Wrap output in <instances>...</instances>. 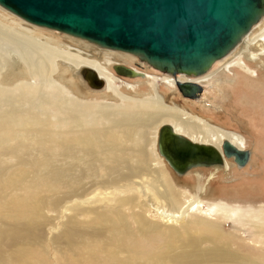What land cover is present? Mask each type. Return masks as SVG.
<instances>
[{"label":"bare ground","instance_id":"obj_1","mask_svg":"<svg viewBox=\"0 0 264 264\" xmlns=\"http://www.w3.org/2000/svg\"><path fill=\"white\" fill-rule=\"evenodd\" d=\"M0 8L15 18L22 19L1 6ZM263 22L264 16L251 27L229 53L216 60L208 71L199 75L184 73L172 75L161 72L146 63L138 62L136 56L131 53L100 47L83 39L27 22L45 31L49 30L51 33L77 41L81 45H88L98 51L113 52L135 58V61L145 68L164 75H147V73L134 69L143 75L130 77L121 75L114 70L119 77L146 79L150 82L149 90L152 91V95L146 100H135L124 95L121 88L116 86L118 78L108 70L99 69V64L92 60L86 51L73 46H69V50L54 49L31 38L32 30L25 26L21 27L25 32L22 34L13 28L0 25V53L10 58L15 68L21 66L23 62L28 68L30 79L34 80V82L23 81L15 85L13 90L0 86V149L8 150L7 162H0V171L4 172L0 175V181L5 182L12 179V167L20 166L23 167V170L20 171L22 175L15 174L18 176L15 183L24 185L23 195L13 193L6 195L4 199L0 198V214L6 211L8 219L24 221L34 227L30 231L17 229L12 231V235L18 238L21 244L29 242L31 252L27 255L19 252L21 258L26 259L18 258L19 260L12 262L10 260L13 257L5 256L2 252L4 250L0 249V264H49L41 249L31 247L35 246V243L37 245L41 238V235H38V230L44 214L46 216L47 212L59 213L60 209L65 207L63 203L68 199L47 200L43 197V193L55 190L56 194H62L70 199L75 197L70 204L73 207L75 205L79 207L85 205L87 201L85 197L90 189L88 190L86 186L97 190L112 191L113 198H107L104 201L106 206L102 212L96 213L88 222L84 221V224L89 228H94L93 232L99 240L78 247L73 256L68 253L63 254L65 264H177L176 260L182 259H187L188 264L191 259H194L192 262L194 264L205 260L232 264L239 262L241 258L227 251L228 249L215 247L201 251L198 243L192 240L189 243L185 242L187 249L182 251L183 244L177 242L178 238L179 242H182V234L173 231L172 227L162 228L146 222L145 214L149 213L147 211H152L151 208H153L162 220L170 224L172 222L180 223L185 218V214L194 209V204H189L185 208L170 197L162 183V178L156 170L152 169L151 156L149 157L145 150L150 146V131H157L158 127L168 124L175 133L190 141L208 144L215 148L221 156L222 162L206 167L221 168L227 163L224 168H229L227 160H232L235 163L233 157L224 156L222 142L226 139L235 146L240 144L241 140L236 134L219 130L204 119L198 116L194 117L178 106L168 105L158 87L159 84L166 83L174 87L176 94H179L176 91L178 82L201 84L205 86V92L208 89H220L222 85L225 87L224 80L211 84L203 83L213 75L216 65L232 57L239 49L240 56H247L248 59L253 60L264 53V28L255 32ZM241 64L244 63L241 61L239 66H242ZM63 66L71 70L72 76L86 90L95 93L109 91L124 102L134 101V110L140 112H119L123 107H127L124 103L115 106L80 103L74 94L67 93L64 87L66 85L55 78ZM85 69L95 72L96 77L102 81L100 87L90 86L87 83L82 76ZM102 89L104 90L96 91ZM149 111L152 113H148ZM214 137L217 138L216 141L212 140ZM14 142L16 145L11 147ZM37 146H39L38 149H36ZM217 146H221V149H218ZM33 149H36L37 159L31 154ZM58 153L66 154L70 160L75 162V165L71 166L72 170L77 168L89 170L92 178L96 175L98 177L92 181V184H89L80 181L81 176L76 175L75 177L71 173L69 185L57 186L56 183L60 177L57 174L55 177L54 174L39 173V167H46V159ZM251 156L250 151L249 161ZM9 163H11V167L7 169L6 165H10ZM166 163L168 164L167 161ZM96 164L99 167L96 168ZM236 165L239 168H244L246 164ZM184 173L177 174L183 175ZM32 174H34L33 179ZM26 176H28L27 180ZM134 178L138 182L133 181ZM132 184L143 190L144 195L152 202L150 207L143 209L137 195L129 194L117 198L120 189L131 187ZM5 186L3 183L2 187ZM76 189L78 191H75ZM124 208L131 211V215H127L126 211H123ZM260 214L264 215V213ZM128 216L137 225L138 234L134 232L133 224L128 221ZM255 218L258 222L257 215ZM72 221L73 225H80L75 224L73 218ZM190 223L192 229L200 225V222L195 220ZM166 225L168 224L166 223ZM76 229L78 228L76 227ZM207 230L222 235L215 226L207 225ZM185 231L184 228V233ZM74 236L76 237V235ZM67 237L69 239V236ZM4 240H6V236L0 234V243ZM159 240H161L160 245L154 249L156 246L153 244L158 243ZM152 245L155 247L152 248ZM68 247H73V244L68 242ZM69 250L71 251V249ZM240 264L255 263L244 259Z\"/></svg>","mask_w":264,"mask_h":264},{"label":"rangeland","instance_id":"obj_2","mask_svg":"<svg viewBox=\"0 0 264 264\" xmlns=\"http://www.w3.org/2000/svg\"><path fill=\"white\" fill-rule=\"evenodd\" d=\"M0 25L1 27L13 28L22 34H25V32L21 27L25 26L32 30L31 38L54 49L69 50V46H73L86 51L90 54V58L99 64V69L108 70V72L118 78L116 86L121 88V92L135 100H146L152 95V91L149 90L151 83L146 79H127L117 76L113 68L115 64L133 67V69L147 73V75H162L150 68H137L135 66V62H137L135 58L133 59L113 52H102L88 47V45H81V43L60 34L51 33L49 30L45 31L28 24L22 19L15 18L1 8ZM261 28H264V22L255 32L257 33ZM239 50L232 57L216 65L213 75L203 83L211 84L224 80L225 87L222 85L223 87L221 86L220 89H208L200 102H196L195 100L191 102L186 101L184 97L174 92V87L166 83L159 84L158 90L165 97L168 105L178 106L188 111L192 116L204 119L219 130L236 134L241 140L240 144L236 146L249 149L252 154L251 160L246 163L244 168H239L232 160H227L229 168H224L227 163L221 166V168L199 165L189 168L183 175H178L158 153L157 140L161 126L157 128V131L151 130L149 133L150 146L145 152L149 157L151 156L150 163L152 169L156 170L162 178V183L170 197L185 208L189 204H194V209L187 212L185 218L180 223L172 222L170 224L162 220L153 208H151L152 211H147L149 213L145 214V219L148 224H155L162 228L172 227L173 231L182 234V242H179V238L177 239L178 244H183L181 247L182 251L187 249L185 242L189 243L192 240L198 243L201 251H207L215 247L228 249L227 251L241 258L235 264H240L244 259L252 261L255 264H264V227H262L264 226V215L260 214L264 213V53L253 60L248 59L247 56H240ZM8 59L10 58L0 53L1 87L6 89L12 88L13 90L15 85L23 81L30 80L34 82V80L30 79L28 68L23 62L21 66L15 68L12 60ZM240 60L245 65L241 64L242 66H239ZM55 78L66 85L64 87L67 93L69 95L74 94L80 103L113 106L124 103L127 107H123L119 112H140L134 110V101L124 102L111 92L103 91L104 89L96 90L97 92L103 91L100 93L86 90L72 76V72L68 67L63 66ZM225 80H228L227 84ZM148 113H152V111ZM212 140L216 141L217 138L214 137ZM14 145H16L15 142L11 147ZM38 148L39 146L36 147V149ZM217 148L221 149V146H217ZM36 149H33L31 154L37 159ZM7 153L8 150L0 149V162H7ZM45 163H47V166L39 167V173L54 174L55 177L58 175L60 179L56 183L57 186L69 185L71 183V173L75 177L76 175L81 176L80 181L89 184H92V181L98 177L96 175L92 178L89 170L79 168L72 170L71 166H74L75 162L70 160L64 153L48 157ZM9 164L6 165L7 169L11 167V163ZM97 167H99L98 164H96ZM22 170L23 167L13 166V178L5 182L0 181L1 199L13 193L23 195L24 185H16L15 183L18 177L15 174H21L20 171ZM2 174L4 172L0 171V175ZM27 178L28 176H26V180ZM33 178L34 174H32ZM133 181L138 182L136 178ZM3 183H5V187H2ZM86 188L90 189L88 191L89 194L87 193L85 197L87 201L85 205L83 204L79 207H76V205L73 207L70 204L75 197L70 199L62 194H56L55 190L43 193V197L47 200L53 198L68 199V201L63 203L65 207H62L59 213L47 212L46 216L44 214V217L40 221V229L38 230V235H41V238L37 242V245L35 243V246L31 247L33 249H41L49 264H65L64 262L66 261L63 258V254L66 255L68 253V255L73 256L78 247L99 240L93 232L94 228H89L88 225L84 224V221L88 222L96 213L102 212L106 206L104 201L107 198H113V193L105 189L97 190L92 189V187L88 188L87 186ZM75 191H78V189ZM129 194L137 195L140 204L143 205V209H147L152 204L150 199L144 195L143 190L135 184H132L131 187L120 189L117 198L125 197ZM88 195L89 197H87ZM123 211H126L127 215H131V211H127L126 208ZM256 215L258 216V222L255 218ZM72 218L75 224L80 225H73ZM193 220L198 221V223L200 222V225L194 229L190 228L192 227L190 222ZM128 221L130 224H133L134 232L138 234L137 225L129 216ZM207 225L215 226L220 230V234L222 235L220 236L218 233L208 231ZM184 228L186 230L185 233ZM14 229L30 231L34 227L29 226L24 221H12L8 219L7 212L3 211L0 214V234L1 236H6V240L0 243V249L4 250L2 252L5 256L13 257L10 260L12 262L19 260L18 258L26 259L21 258L19 252L23 255L31 252L29 242H22L21 244L18 238L12 235ZM73 235H76V237H73ZM67 236H69V239ZM68 242H71L73 247H68ZM160 242L161 240H159V244H153L156 247L152 245V248L155 247L154 249H156L160 245ZM193 260H189V264ZM176 263L188 264V260H176ZM197 264L232 263L205 260Z\"/></svg>","mask_w":264,"mask_h":264},{"label":"water","instance_id":"obj_3","mask_svg":"<svg viewBox=\"0 0 264 264\" xmlns=\"http://www.w3.org/2000/svg\"><path fill=\"white\" fill-rule=\"evenodd\" d=\"M0 6L34 25L131 53L138 62L172 75L205 73L264 16V0H0ZM113 68L124 76L143 75L122 64ZM82 76L90 86L102 85L90 69ZM176 87L196 102L205 93L198 83ZM157 145L176 173L222 162L213 146L192 142L168 124L160 127ZM222 151L240 166L249 161L250 150L228 140Z\"/></svg>","mask_w":264,"mask_h":264},{"label":"flooded vegetation","instance_id":"obj_4","mask_svg":"<svg viewBox=\"0 0 264 264\" xmlns=\"http://www.w3.org/2000/svg\"><path fill=\"white\" fill-rule=\"evenodd\" d=\"M126 66V65H125ZM135 66L137 67V68H139V69H146L144 66H142V65H140L139 63H135ZM131 68H133V67H131ZM186 101H188V102H191V101H189V100H187L186 99Z\"/></svg>","mask_w":264,"mask_h":264}]
</instances>
